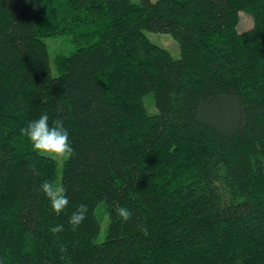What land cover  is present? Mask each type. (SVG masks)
Instances as JSON below:
<instances>
[{"label": "trees", "instance_id": "trees-1", "mask_svg": "<svg viewBox=\"0 0 264 264\" xmlns=\"http://www.w3.org/2000/svg\"><path fill=\"white\" fill-rule=\"evenodd\" d=\"M42 114L75 149L61 170L20 133ZM0 264H264V0H0Z\"/></svg>", "mask_w": 264, "mask_h": 264}, {"label": "clouds", "instance_id": "clouds-1", "mask_svg": "<svg viewBox=\"0 0 264 264\" xmlns=\"http://www.w3.org/2000/svg\"><path fill=\"white\" fill-rule=\"evenodd\" d=\"M20 133L31 142L33 149L42 156L58 161H67L75 154V149L70 140L69 132L64 127L63 120L57 119L50 124L49 116L42 114L38 119L30 121L26 127L21 128ZM32 168L33 173L39 176L40 173L36 166L33 165ZM35 191L43 194L50 201L52 209L57 214L64 212L69 205L68 190L58 180L45 179ZM115 211L123 223L133 219V212L125 206L118 207ZM87 214L88 208L84 204H81L72 212L69 223L73 231L80 227L87 218ZM138 227L145 236L149 235L148 229L143 224L138 225ZM63 230L64 226L62 224L50 228L53 234H58ZM60 251L66 253V246L62 244Z\"/></svg>", "mask_w": 264, "mask_h": 264}, {"label": "rangeland", "instance_id": "rangeland-1", "mask_svg": "<svg viewBox=\"0 0 264 264\" xmlns=\"http://www.w3.org/2000/svg\"><path fill=\"white\" fill-rule=\"evenodd\" d=\"M134 1H139V0H134ZM155 1V0H153ZM240 22L238 25V30L240 32L246 31L250 29L253 26V19L250 15L246 14L245 12L240 13ZM146 35L148 38L156 43L157 45L167 49L170 51L172 56L174 58H180L181 57V48L178 40H176L171 34L169 33H163V32H155V31H145ZM46 43L48 45V50H49V55L51 57V60L53 59L55 53L59 51L60 45L62 43V40L59 38H51L47 37L46 38ZM63 47V46H62ZM68 49V47H65ZM146 104L151 113H154L157 109L152 102V99L150 96L146 97ZM58 161V160H57ZM64 161H58L59 163V168L61 170L62 164ZM97 216L99 218L100 224H101V229L97 237L98 242H102L106 239L107 236V229H108V224H109V218L108 214L104 210V207L102 204H100L97 208Z\"/></svg>", "mask_w": 264, "mask_h": 264}]
</instances>
